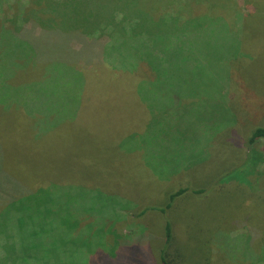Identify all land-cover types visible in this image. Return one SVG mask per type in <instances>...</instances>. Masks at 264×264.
Returning a JSON list of instances; mask_svg holds the SVG:
<instances>
[{"label":"trees","instance_id":"obj_1","mask_svg":"<svg viewBox=\"0 0 264 264\" xmlns=\"http://www.w3.org/2000/svg\"><path fill=\"white\" fill-rule=\"evenodd\" d=\"M150 3L151 0H0V28L8 27L19 38L30 39L28 42L32 47L61 42L70 51L85 53V56L82 53L73 57L69 60L71 63L64 62L67 65L65 69L52 66L43 72L42 68H29L25 83L17 78L11 79L10 85L7 81L10 87L22 83L20 89H25L13 105L19 113L23 112L24 105L41 101L49 113L40 110L33 119L37 116L42 119V112L46 118H67L72 122L110 121L116 134H111L117 143L116 150L124 155L136 156L149 173H154L155 178L168 179L184 174V168L191 166L185 162L202 150H198V143L194 146L190 142L188 144V137L180 136L182 131L178 132L175 128L173 133L176 125L169 121L174 119L177 122L179 115L170 107H162L161 94L167 90L162 92L155 85L159 81L168 83L176 92L184 89L176 82L181 72H185L186 60L191 59L194 67L200 66L196 58L186 57L188 49L183 38L190 32L194 36L202 24L181 21L178 17L182 15L173 2L158 0L153 10H149ZM6 13L11 14L15 22L6 21ZM41 37L44 40L37 42ZM153 60L157 64L154 65ZM43 63L44 69L48 59L44 58ZM189 99L192 104L201 103L204 98L191 96L183 98L182 102ZM70 100L73 104L68 107ZM220 100L213 99V102L224 106L226 102ZM155 127L159 128L156 134L153 133ZM220 133L221 130L216 134L218 138L222 136ZM169 138L174 144L168 153L173 158V168L160 175L153 172V165L145 160L148 157L143 156L151 153L152 158L162 159L164 166L170 158L160 149L149 150L145 143L156 147L164 145L166 150ZM133 140L140 143L133 149L126 148L124 143ZM30 142L36 143L33 139ZM263 142L264 126L255 127L245 140L244 154L238 159L239 163L231 164V167L227 164V169L214 185L221 189L235 183L237 189L245 192L243 197L256 194L252 204L238 209L233 218L243 217L249 211L244 225L250 227L251 233L256 231L254 237L257 240L260 236L257 227L260 231L264 230V215L260 212L264 188L257 190L261 182L259 178L250 181V186L246 185L248 190L238 184L249 183L248 177L263 166ZM0 159L3 160L1 154ZM152 180L156 183L157 179ZM38 185L28 186L23 191L0 171V264H63L67 259L71 264L84 263L85 246H71L72 233L79 224L73 205L68 202L71 193L58 184ZM261 185H264V179ZM188 190L185 187L177 190L170 187L164 191L162 204L146 206L136 214L137 218L147 213L164 216L161 234L147 238L136 236L133 231L128 236L119 233L118 226L127 219L128 212L137 211L136 205L128 198L117 197L108 190L84 191L86 202L83 206L91 210L96 207L95 210L101 213L85 226L86 232L92 234L89 237L92 249L87 255H98L110 264H177L169 246L182 235L183 227L181 222L175 223L171 213L182 210L183 204L191 198L207 193L206 188L192 187V191ZM178 225L182 227L180 231H177ZM52 234L57 243L47 247L44 241L53 238ZM234 238L233 233L227 237V242L210 237L206 242L210 255L213 256V246L225 260L238 255V251L233 250ZM152 241L159 246L157 252L150 245ZM247 245L248 252H239V264L246 261L249 264H264L261 260L264 250L260 252L259 247L253 249V242ZM211 256L205 259L204 264L219 263Z\"/></svg>","mask_w":264,"mask_h":264},{"label":"rangeland","instance_id":"obj_2","mask_svg":"<svg viewBox=\"0 0 264 264\" xmlns=\"http://www.w3.org/2000/svg\"><path fill=\"white\" fill-rule=\"evenodd\" d=\"M157 1L151 0L149 10L154 9ZM168 1L173 2L182 15L178 17L181 21L202 24L194 36L190 32L183 38L188 49L186 57L196 58L200 66L194 67L191 59L186 60L185 72H181L176 82L184 89L176 92L168 83L159 81L155 85L162 92L167 90L166 93H160L162 107H170L179 115L177 122L174 119L169 121L176 125L173 133L175 128L178 132L182 131L180 136L185 139L188 137V144L190 142L194 146L198 143V150H202L185 162L191 166L184 168V174L179 173L168 179L155 178L154 173H149L136 156L119 153L116 150L117 143L111 137L114 126L110 121H107L108 124L104 120L72 122V119L67 118H46L42 112V119L38 116L33 119L40 110L49 113L41 101L24 105L23 112L19 113L13 105L25 89H20L22 83L8 86L11 79L17 78L19 82H24L29 77V68H42L43 72L52 66L65 69L67 65L64 62L71 63L69 60H73V57L82 53L85 56V53L70 51L61 42L40 48L32 47L28 42L30 39L19 38L8 27L3 30L0 28V154L3 157V160L0 159V171L16 188L23 191L41 182L40 187L58 184L64 187V191L71 193L68 202L71 201L79 223L77 230L72 233L71 246L80 248L83 245L86 251L84 263L80 261V264H110L98 255H87L92 249L89 238L92 234L86 232L85 226L101 213L95 210L96 207L91 210L83 206V202H86L84 191L108 190L117 194V197L128 198L136 205L137 211L128 212L127 219L118 226L119 233L128 236L133 231L134 235L147 238L161 234L164 216L147 213L137 218L136 214L142 208L162 204L164 191L170 187L175 190L185 187L189 192L192 187L206 188L207 193L191 198L183 204L182 210L171 213L175 223H182L183 227L182 235L169 246L176 263L204 264L205 259L211 256L206 243L210 237L227 242V237L232 233L235 236L233 250L238 251V255L225 260L213 246L211 257L219 263L212 264H239V252H248L247 243L250 242H253V249L259 247L260 252L264 250V230L260 231L257 227V234L261 236L257 240L254 237L256 231L251 233L250 227L244 225L249 211L243 217L233 218L238 209L252 204L256 194L243 197L245 192L237 189L235 183L221 189L214 186L227 169V164L231 167L243 157L244 143L250 131L264 126V0ZM6 16V21H13L11 14L6 13ZM43 40L41 37L37 42ZM44 58L48 59V64L43 69ZM153 64L157 62L153 60ZM227 84H230L229 88ZM68 87L72 91L71 86ZM191 96L204 99L201 103L190 104V99L182 102L183 98ZM220 98L226 102L224 106L213 102V99L221 101ZM72 104L70 100L67 106ZM220 130L222 136L218 138L216 134ZM157 131L159 128H153L154 134ZM32 139L36 143L30 142ZM139 143L133 140L124 144L126 148L133 149ZM145 144L149 150L160 149L167 155L174 145L170 138L166 150L164 145L156 147ZM145 157L153 165V172L160 175L173 168V158L169 155L170 159L166 156L169 159L167 166L162 165V159L152 158L151 153L145 154ZM254 178L261 181L259 188H256L262 191L264 164L248 177L249 183L238 185L248 190L247 186ZM152 179L158 181L155 183ZM261 197L263 204L260 212L263 216L264 194ZM181 225L177 226V231H180ZM52 237L44 241V245L55 246L56 237L53 234ZM150 245L157 252L158 244L152 241ZM261 260L264 261V255ZM71 263L67 259L63 264Z\"/></svg>","mask_w":264,"mask_h":264}]
</instances>
